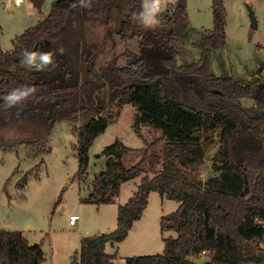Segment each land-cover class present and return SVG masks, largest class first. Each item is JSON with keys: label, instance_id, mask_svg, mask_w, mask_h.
Masks as SVG:
<instances>
[{"label": "trees", "instance_id": "1", "mask_svg": "<svg viewBox=\"0 0 264 264\" xmlns=\"http://www.w3.org/2000/svg\"><path fill=\"white\" fill-rule=\"evenodd\" d=\"M31 1L40 9L44 0ZM73 2L54 0L45 17L12 39L10 49L0 45V96L19 84L37 87L36 95L19 108L5 109L0 101V127L24 133L11 141L0 132V146L25 143L34 155L45 154L50 148L44 139L58 120H83L74 127L78 169L72 177L83 180L90 147L115 120L110 112L114 103L133 104L135 132L144 139L142 127H154L161 130L157 140L163 143L162 153L133 148L120 139L102 150L105 168L81 202H116L124 182L141 180L133 195L119 204L117 226L83 236L73 262L115 264L118 250L109 253L107 244L128 236L148 206L150 193L158 191L179 202L160 219L161 232L173 230L176 235L163 237V252L126 256L125 264H195L192 257L202 252L208 264H264V84L254 90L211 71L212 57L227 43L224 0H212L213 27L201 32L194 43L200 57L189 64L178 61L177 30L189 20L185 5L169 2L159 25L145 29L133 19L142 0H92L86 9L71 8ZM97 22L113 23L114 34L122 39L140 36L138 51L126 50L125 64L98 65L105 40L89 42L82 30H91ZM58 47L64 53L57 55L50 70L29 71L20 64L25 49ZM245 97H252L254 104L245 106ZM215 134V173L203 179L199 166ZM135 151L142 157L126 165L124 157ZM43 161L35 166L37 176ZM45 258L43 242L32 244L23 230L0 227V264H41Z\"/></svg>", "mask_w": 264, "mask_h": 264}, {"label": "rangeland", "instance_id": "2", "mask_svg": "<svg viewBox=\"0 0 264 264\" xmlns=\"http://www.w3.org/2000/svg\"><path fill=\"white\" fill-rule=\"evenodd\" d=\"M12 1L0 0L2 48H11L12 39L21 34L25 27L38 21V9L31 0H25L19 6ZM178 1L168 0L167 7L169 2ZM185 1L189 20L177 30L180 64H189L199 59L200 49L194 43L200 38L202 31L213 27L212 0ZM53 2L54 0H44L43 11L49 10ZM224 3L227 12V43L212 57L211 71L216 76H232L236 81L250 84L257 90L264 84V0H224ZM251 10L256 17L257 27L251 26ZM113 29V23L105 26L98 22L91 25V30L89 26L82 29L89 42L100 43L105 40L102 42L105 45L104 49L101 45L99 66L110 62L123 65L127 61L126 50L139 49L140 36L122 39L114 34ZM107 34L110 35L109 39ZM241 101L245 106L254 104L252 97H245ZM110 112L113 113L115 120L95 138L90 147L88 175L83 180L78 178L72 180L78 169V155L73 149L77 140L74 127L82 124L83 120L79 122L68 118L58 120L44 139L46 146L50 148L45 154L34 155L36 151L33 152L25 143L17 142L6 149L0 146V226L24 230L32 244L43 242L46 258L41 264H76L73 262V256L80 250L81 238L110 231L108 218H111V215L117 220L116 213L112 214L111 210L102 214L97 206L80 200L81 196L90 193L95 177L105 168L106 156L101 152L107 145L120 139L130 147L162 153L163 143L157 140L162 134L161 130L142 127L144 139L135 132L133 121L137 109L133 104L114 103ZM13 130L15 131L14 127H0V132L8 134L11 141L24 136L21 131L14 133ZM214 138L215 141L208 148L205 159L199 166L203 179L215 173L211 159L218 146L217 134ZM142 154L141 151L131 152L124 157V163L134 164ZM41 160L44 161L37 176L34 170ZM26 173L24 186H19L18 181ZM133 180L139 181L140 177ZM133 180L123 185L122 202L133 195L132 189H135ZM178 206L177 200L162 197L158 191H153L149 197L148 207L143 213L144 221L156 220L161 214L170 213ZM101 215L105 216L103 220ZM71 218L77 222L75 225L70 223ZM155 228L153 221L147 230L143 231L144 229L140 227L128 237L115 264H125L122 256L163 252L165 247L163 236L171 234L175 236L176 232L168 230L162 234L159 228L158 232ZM140 233L143 236L137 240ZM107 249L111 253L109 246ZM192 258L195 264H208L209 258L204 252Z\"/></svg>", "mask_w": 264, "mask_h": 264}, {"label": "clouds", "instance_id": "3", "mask_svg": "<svg viewBox=\"0 0 264 264\" xmlns=\"http://www.w3.org/2000/svg\"><path fill=\"white\" fill-rule=\"evenodd\" d=\"M168 0H142L140 11L133 14V19L145 29H155L159 23V17L165 11ZM92 6V0H74L71 8L86 9ZM63 47L47 50L25 49L20 56L21 66L29 71H47L56 66L57 55H63ZM37 93V87L33 84H19L0 96L5 109L19 108Z\"/></svg>", "mask_w": 264, "mask_h": 264}, {"label": "crops", "instance_id": "4", "mask_svg": "<svg viewBox=\"0 0 264 264\" xmlns=\"http://www.w3.org/2000/svg\"><path fill=\"white\" fill-rule=\"evenodd\" d=\"M13 3H14V0L12 1ZM25 2V0H23L20 4H15L16 6H19V5H21L22 3H24ZM35 7V6H34ZM51 7H52V5H51ZM37 16H38V18H37V20H40V19H42L43 17H45L48 13H49V11H50V9L49 10H44L43 11V9H42V7L39 9L38 7H37ZM34 11V10H33ZM33 25V24H32ZM29 26H31V25H28V27ZM25 28H27V27H25ZM24 28V29H25ZM0 30H1V28H0ZM1 34V33H0ZM4 49H10V48H4ZM133 180V179H132ZM140 180H141V177H140ZM140 180L138 181V180H133L134 182H133V186H135V189H132V191L134 192L135 190H136V188H137V184L140 182ZM128 181H126V182H124L123 184H122V189H123V185L125 184V183H127ZM134 188V187H133ZM122 189H121V193H122ZM153 192V191H152ZM151 192V193H152ZM150 193V194H151ZM150 197V196H149ZM126 202V201H125ZM125 202H122L121 201V194H120V196L117 198V200H116V202H112V203H106V204H102V205H100V206H97V205H95V204H90V205H94V206H97L98 208V211L100 210V212H102V214H105L106 213V211L107 210H111V212H112V214L113 213H116V215H117V213H118V206H119V204H121V203H125ZM148 204H149V202H148ZM148 207V206H147ZM147 207H146V209H147ZM145 209V210H146ZM145 210H144V212H145ZM100 214H98V216H99ZM162 215V214H161ZM161 215H160V217H158V219H148V220H146V221H144V215H142V217L139 219V220H137V221H135L134 222V225H133V227H132V229L130 230V232H129V234H128V236L123 240V241H121V242H119V243H117V244H115V245H112V244H107V247H106V250H108L107 248H108V246L111 248V253L112 252H114L116 249L118 250V256H119V253L121 252V250H122V245H123V243H124V241L128 238V237H130L136 230H139L140 229V227H142L144 230L143 231H145V230H147L148 228H149V226L151 225V224H153V221H154V223H155V225H156V232H158V228H159V232L160 233H162L161 232V229H160V218H161ZM98 216H97V218H98ZM103 217H105V216H103V215H101V220H103ZM108 220H109V223H110V229L112 230V229H114L116 226H117V220H116V218H112V215H111V218H108ZM144 221V222H143ZM71 223V222H70ZM77 222L75 221V223H71V224H73V225H75ZM141 225H145L144 227L143 226H141ZM1 227V226H0ZM106 230H108V229H106ZM142 231V232H143ZM101 232V231H100ZM23 233H24V235L26 236V233L24 232V230H23ZM163 234V233H162ZM143 235H141V233L139 234V237H138V235H137V240L140 238V237H142ZM27 237V236H26ZM164 237V236H163ZM124 256H122V260H124V258H123Z\"/></svg>", "mask_w": 264, "mask_h": 264}, {"label": "water", "instance_id": "5", "mask_svg": "<svg viewBox=\"0 0 264 264\" xmlns=\"http://www.w3.org/2000/svg\"><path fill=\"white\" fill-rule=\"evenodd\" d=\"M178 4L186 6V1L185 0H179ZM250 16H251V26L252 27H257V20H256V17L254 15V12L252 10H251Z\"/></svg>", "mask_w": 264, "mask_h": 264}, {"label": "built area", "instance_id": "6", "mask_svg": "<svg viewBox=\"0 0 264 264\" xmlns=\"http://www.w3.org/2000/svg\"><path fill=\"white\" fill-rule=\"evenodd\" d=\"M22 1H23V0H14V3L18 5V4H20ZM70 222H71V223H75V220H74L73 218H71Z\"/></svg>", "mask_w": 264, "mask_h": 264}]
</instances>
